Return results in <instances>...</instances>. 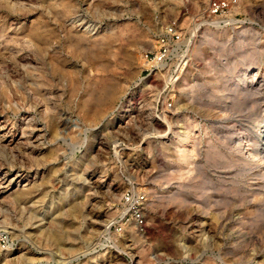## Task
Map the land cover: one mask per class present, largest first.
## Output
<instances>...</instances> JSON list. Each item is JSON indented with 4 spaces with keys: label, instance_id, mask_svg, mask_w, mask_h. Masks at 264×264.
<instances>
[{
    "label": "rangeland",
    "instance_id": "obj_1",
    "mask_svg": "<svg viewBox=\"0 0 264 264\" xmlns=\"http://www.w3.org/2000/svg\"><path fill=\"white\" fill-rule=\"evenodd\" d=\"M209 1L19 0L21 10L0 2V36L3 31L15 43L8 49L15 46L35 60L32 73L40 72L58 110L46 117L43 108H33L29 118L37 122L39 142L34 138L25 150L16 139L10 146L16 160L8 150L0 152L6 155L2 187L11 182L8 190L0 188V264H22L21 252L14 251L25 242L42 253L38 264H264V153H255L264 146V0H234L226 17L210 16ZM170 23L182 30L187 53L168 87L164 72L146 71L141 54L155 50L157 36ZM72 26L80 32L91 26L92 33L114 39L104 52L106 68L85 58L100 49L79 51L70 44ZM34 27L47 38L40 53L23 48ZM6 48H0V124H14L20 137L26 122L17 109L32 107L33 100L14 99L13 90L23 88L22 62ZM130 49L135 57L126 65ZM94 82L119 89L103 109L82 104L85 87ZM181 132L187 141L178 138ZM21 166L30 171L18 179ZM95 180L105 187L79 192ZM28 183L39 189L32 202L45 220L41 232L25 238L32 230L13 221L11 198ZM68 188L67 199L59 202ZM129 189L146 195L145 230L110 234L105 226ZM58 204L64 208L53 227L47 217ZM96 211L102 214L98 221Z\"/></svg>",
    "mask_w": 264,
    "mask_h": 264
},
{
    "label": "bare ground",
    "instance_id": "obj_2",
    "mask_svg": "<svg viewBox=\"0 0 264 264\" xmlns=\"http://www.w3.org/2000/svg\"><path fill=\"white\" fill-rule=\"evenodd\" d=\"M22 1V0H21ZM31 1V0H30ZM0 2H8L9 5H12V6H15L17 7L18 4H19V9L21 10V3H19V0H0ZM42 2V1H41ZM7 3V4H8ZM33 3V1H32ZM39 3V2H38ZM37 4V2H36ZM3 5V4H2ZM62 5H65V4H62ZM28 6V5H27ZM38 6V5H37ZM37 10H39L37 8ZM36 10V11H37ZM18 12V11H17ZM67 13H71V11H67ZM19 14V13H18ZM32 14V13H31ZM85 23V22H84ZM73 24V23H72ZM82 25V24H81ZM85 25V24H83ZM76 26V25H75ZM77 27V26H76ZM90 27L91 26H86V30H84L83 32H80V31H76V29H73L75 27H71L70 29H73L74 31H71L70 33L67 34L66 36V39H68V41L70 42L71 45H73V47H75L76 50H81L84 48L85 49H90V50H96V49H100L99 52L97 51L96 54L95 53H91L88 52V54L86 53L85 55V58H88V60L93 63L94 65L97 64L98 66L102 67L103 69L107 67L108 64H106L107 62L105 61V58L104 59V52L106 51L105 49L108 48V46L110 45L111 46V40L113 38H111L110 36L106 35V34H103L101 32H94L92 33V31L90 30ZM79 28V27H78ZM20 30V29H19ZM27 30V29H26ZM31 30H33L32 32L30 31L26 37H28V39H23L24 42H23V45L25 48V50L27 51H31V52H35V53H40L43 49V47L45 46V41L46 39L42 36V35H38L37 34V28L34 27L32 28ZM79 30V29H78ZM94 30V29H93ZM2 33L3 31L1 32V36H0V48H3V47H7L6 50H9L13 52H16L15 55L20 59V61L22 62V65H21V68H20V74H21V78L23 80V88H21V90H17V89H14L12 92L14 93V99L16 101H24L23 99L25 98L26 100L25 101H28V99H32L33 100V106L32 107H21V108H18L17 110H22L24 115L22 117V119L20 120L21 122L25 123V129L23 128L22 130V133L20 135V137H18V135H16V130H14V124H11L10 126V129H8V123L6 121L4 122H1L0 124V152L3 153V151H6L8 150L9 153L12 155V157L16 160L19 156L18 154L16 155L14 152H13V148H10V146L14 143V141L17 139V144L16 145H19L21 144L25 150H28L30 148V145H31V140H35L36 143H38V138L40 137H35V134H34V131H36V128L34 126L36 122V120L32 117L29 118L30 116V112L31 110L34 108V109H39V108H43V116L45 115L47 117V115H57V111H55V106H56V102L54 100V96H52V93L51 92H48L49 90L47 88H45V84H44V81L41 80V76L37 73V74H34L32 73V70H34L35 68V63L34 61L35 60H32L31 58H27L26 56L25 57H22L19 50L15 51V46H11V48L8 49V46L9 45H12V44H15L12 40H8L6 41L4 39V36H2ZM21 35V34H20ZM23 35V34H22ZM50 36V34H49ZM53 38V35L51 36ZM50 38V37H49ZM120 38V37H119ZM113 42L114 39H113ZM9 44V45H8ZM136 47V46H134ZM133 47V48H134ZM100 51H103V52H100ZM30 52V53H31ZM44 52V51H43ZM107 52V51H106ZM82 53V52H81ZM83 54V53H82ZM85 54V53H84ZM110 54V53H109ZM125 56V59L124 62L126 65H130L131 61L134 59L135 55H134V49H130L128 51L125 52L124 54ZM84 61V60H83ZM134 61V60H133ZM132 61V62H133ZM123 62V63H124ZM92 64V65H93ZM133 64V63H132ZM96 65V66H97ZM110 65V64H109ZM57 66V65H56ZM64 70V69H63ZM101 70V69H100ZM103 71V70H102ZM101 71V72H102ZM110 71V70H109ZM61 73V72H60ZM104 73V72H103ZM103 73L101 75H103ZM69 74V73H68ZM87 75V74H86ZM106 75V74H105ZM11 77V76H10ZM43 77H46V76H43ZM67 77V76H66ZM60 78V77H59ZM98 78V77H97ZM102 78V77H101ZM105 78V77H103ZM71 79V78H69ZM112 79V78H111ZM99 80H103V79H99ZM51 81V80H50ZM106 81V80H105ZM95 82L97 83V81L95 80ZM95 82L93 84H87V86L85 87V94H84V98H83V106L86 107V108H102L104 106H106L108 103H110L115 97H116V94L118 92V88H115L113 85L111 84H108V83H101L100 84V87H97ZM107 82V81H106ZM88 83V82H87ZM118 85V84H117ZM14 86V85H13ZM3 88V87H2ZM118 89V90H117ZM121 89V88H120ZM248 89V88H247ZM23 90V91H22ZM117 90V91H116ZM249 90V89H248ZM125 91V90H124ZM124 93V92H123ZM19 94V95H18ZM254 94V93H253ZM24 97V98H23ZM23 98V99H22ZM56 98V97H55ZM133 99V98H132ZM115 101V99H114ZM135 102L132 101L131 102V105H134ZM19 105V104H18ZM23 105V104H22ZM110 105V104H109ZM20 107V106H19ZM7 108V107H6ZM107 108V107H106ZM88 110V109H87ZM106 110V109H104ZM103 110V111H104ZM108 110V108H107ZM130 111V109H127V111ZM122 111V109H121ZM21 112V111H20ZM87 112V111H86ZM99 112V111H98ZM105 112V111H104ZM85 113V112H84ZM89 113V112H88ZM87 113V114H88ZM92 113V112H90ZM89 113V115H90ZM27 115V116H26ZM93 115V114H92ZM96 115V114H94ZM98 115H101L100 113ZM105 115V114H104ZM108 115V114H107ZM263 115V114H262ZM48 116V118H49ZM120 116V115H119ZM122 116V115H121ZM87 117V115H86ZM93 117V116H92ZM58 120H59V116L57 117ZM90 118V117H89ZM164 118V117H163ZM51 120V117L49 119V121ZM262 120V119H261ZM19 121V122H20ZM52 121V120H51ZM50 121V122H51ZM93 121V120H92ZM9 122V121H8ZM263 122V121H262ZM54 122L52 121V124L51 125H55L53 124ZM60 123V122H58ZM139 123V122H138ZM167 123V122H166ZM63 124V123H62ZM97 124V123H96ZM147 124V123H146ZM155 124V123H154ZM171 125V124H170ZM168 123L166 125V128L164 129V135H168L172 133L171 131V126H170ZM76 127V126H75ZM96 127V126H95ZM14 130V131H13ZM26 130H28L26 132ZM173 130V129H172ZM173 134H176V133H173ZM43 135V134H42ZM42 135L41 138H42ZM185 137V140L187 141V134H185V132H181L179 133L178 135V138L180 136H183ZM52 136V135H51ZM106 136L108 137V134H106ZM6 137H9L10 138V141L7 145L3 146L2 142H4V140L6 139ZM54 137V136H53ZM57 137V136H56ZM33 140V141H34ZM23 141V142H22ZM102 142V141H101ZM16 143V142H15ZM35 143V144H36ZM184 145V143H183ZM240 146V145H239ZM259 146H260V143H259ZM35 147V146H34ZM40 148V147H39ZM40 150V149H39ZM31 151V150H30ZM259 151V152H258ZM256 151L255 150V153L257 155H261L260 153H264V146L263 147H260V150ZM24 152V151H23ZM187 150L186 149H182L181 150V158L182 159H185L187 158ZM25 153V152H24ZM23 153V154H24ZM28 154V153H27ZM89 154V153H88ZM5 155V154H4ZM25 155V154H24ZM90 157V156H89ZM6 158V155L3 157L2 155H0V172H2L3 169H5V163H4V159ZM28 158V157H27ZM258 158V157H257ZM14 160V161H15ZM67 167V166H66ZM66 170V169H65ZM30 171V167H24V166H21L20 167V171L19 173L17 174V178H21L23 177L24 175H26L28 172ZM56 174V172H55ZM72 174V173H71ZM70 175V174H69ZM74 175V174H73ZM5 176V174H4ZM55 176V175H54ZM57 177V175H56ZM72 177V176H71ZM76 177V176H75ZM79 177V179L81 178V176H77V178ZM74 179V176L72 177ZM53 179V178H52ZM67 179V178H66ZM65 179V180H66ZM71 180V178H68ZM72 179V180H73ZM76 179V178H75ZM4 179L0 180V188H4L6 190H8L9 186H10V183L7 184L6 186L2 187L3 184L5 182H3ZM29 182V180L27 181ZM65 182V181H64ZM71 182V181H70ZM104 181H100V180H95L91 185L89 186H83V189L80 190L79 192H85V191H91V190H95L94 192H97L99 189L101 188H104L105 185L103 183ZM34 184V183H33ZM31 185L29 186V183L26 184L25 186H27V188L25 189H22L21 191H18V192H15L13 198L14 200V205L15 207L13 208V210L11 211L13 213V221H21L23 222L24 224L28 225V227L32 230L31 232H28L27 236L25 235L24 237L27 238L28 236H30L31 233V236H34V233H39L41 232L42 230V226H43V221L45 220V218L43 216H40L39 214V209L37 208L38 207V202H32V200L35 198V196L37 194H39V189H36V187L34 185ZM66 184V183H65ZM69 184V182H68ZM29 186V187H28ZM92 186V188H91ZM38 187V186H37ZM69 187V186H68ZM65 188V187H64ZM67 188V187H66ZM114 188V186H108L106 187V194L105 196H108L107 198L110 199L111 198V192H112V189ZM68 189H65V195H61V198L59 199V202L64 200L65 197L68 195L67 192ZM71 191V190H70ZM73 192V191H72ZM93 192V194H95ZM98 194V193H97ZM89 195V194H88ZM63 196V197H62ZM77 198V197H76ZM10 199V198H9ZM67 199V197H66ZM82 200V199H81ZM77 202V201H76ZM83 202L87 203L88 202V196H84L83 197ZM9 203V202H8ZM31 203L29 206L28 204ZM81 203V202H80ZM2 202H0V205L2 206ZM91 205V204H89ZM93 205V204H92ZM85 206V205H84ZM96 206V205H95ZM94 206V207H95ZM93 207V206H92ZM7 208V207H6ZM64 207L62 205H59L58 206H53L52 207V211L50 212V215L48 214V221H47V224L49 225H52L53 227H57L59 224H60V221H61V213L62 212V209ZM1 209V208H0ZM41 209V208H40ZM43 211V209H42ZM101 211V210H100ZM41 212V211H40ZM43 214V213H42ZM102 214L99 213V212H93V218L95 219V221L101 216ZM1 218V217H0ZM98 221V220H97ZM43 222V223H42ZM110 222V221H109ZM108 222V223H109ZM40 223V224H39ZM106 224V229H108V225L110 224ZM36 224H38L37 226H35ZM33 225L35 226L33 228ZM47 230V229H46ZM55 230V229H54ZM54 232V231H53ZM11 234V233H10ZM19 234V233H17ZM53 234V233H52ZM12 238L14 239L16 236V231L13 232L11 234ZM36 236V235H35ZM20 237V236H19ZM53 237L55 240H59V236H58V233L55 231L54 234H53ZM70 238V237H69ZM28 241V240H27ZM33 241V240H32ZM59 242V241H58ZM27 242L23 243V244H19V247L18 249H16L14 252L16 251H19L21 252V263L22 264H38L40 262V259L39 257H42V253H38L37 251H32L28 249V246L26 245ZM9 253L11 252H8V256H9ZM4 256V255H3ZM2 257V256H1ZM16 257V256H15ZM4 258V257H3ZM2 258V259H3ZM6 258V257H5ZM15 259L12 260L13 262H15ZM11 261V262H12ZM47 261V260H46ZM8 262V261H7ZM7 262L5 264H7ZM16 263V262H15Z\"/></svg>",
    "mask_w": 264,
    "mask_h": 264
},
{
    "label": "built area",
    "instance_id": "obj_3",
    "mask_svg": "<svg viewBox=\"0 0 264 264\" xmlns=\"http://www.w3.org/2000/svg\"><path fill=\"white\" fill-rule=\"evenodd\" d=\"M234 3V0H210L208 13L213 17H226ZM186 53L182 30L175 23H170L164 26L157 36L155 50L141 54V60L146 65L148 73L164 72L166 86L169 87L182 72ZM169 93L170 91L166 96ZM166 105L167 103L163 102L161 108L167 109ZM170 106L168 103V107ZM146 201L144 192L133 189L124 191L120 198V208L109 222L110 224L108 223L109 233L111 234L113 230L115 235H122L130 228L137 233L144 232L147 224L144 211Z\"/></svg>",
    "mask_w": 264,
    "mask_h": 264
}]
</instances>
